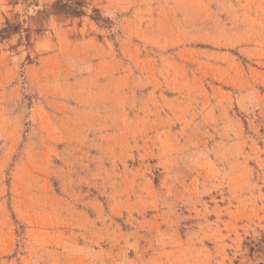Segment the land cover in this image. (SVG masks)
<instances>
[{
    "label": "rangeland",
    "instance_id": "obj_1",
    "mask_svg": "<svg viewBox=\"0 0 264 264\" xmlns=\"http://www.w3.org/2000/svg\"><path fill=\"white\" fill-rule=\"evenodd\" d=\"M0 264H264V0H0Z\"/></svg>",
    "mask_w": 264,
    "mask_h": 264
}]
</instances>
